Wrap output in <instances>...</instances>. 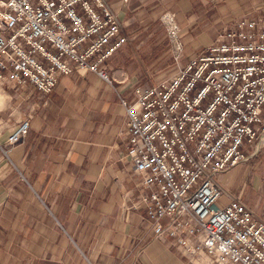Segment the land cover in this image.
<instances>
[{"label":"built area","instance_id":"2783aa9c","mask_svg":"<svg viewBox=\"0 0 264 264\" xmlns=\"http://www.w3.org/2000/svg\"><path fill=\"white\" fill-rule=\"evenodd\" d=\"M161 20L175 73L121 97L122 158L139 186L129 208H144L155 239L173 245L185 264H264V218L239 198L224 201L221 184L264 148V15L234 19L184 65L176 14ZM129 41L108 0H0V89L27 100L5 153L28 135L32 91L46 105L59 79L74 72L112 84L107 59Z\"/></svg>","mask_w":264,"mask_h":264},{"label":"crops","instance_id":"0c3cea01","mask_svg":"<svg viewBox=\"0 0 264 264\" xmlns=\"http://www.w3.org/2000/svg\"><path fill=\"white\" fill-rule=\"evenodd\" d=\"M108 1L133 38L107 59L119 71L112 84L96 73L74 72L59 79L46 105L32 91L35 117L8 155L9 128L25 116L27 100L0 89V264H185L173 245L155 239L147 211L129 208L139 186L122 158L127 126L121 97L132 99L147 68V58L140 60L132 48L149 40L161 46L160 37L142 31L172 11L184 49L204 46L190 54L195 57L234 19L264 15V0ZM208 30L217 32L212 41ZM221 184L224 201L239 198L264 218V148Z\"/></svg>","mask_w":264,"mask_h":264},{"label":"rangeland","instance_id":"374dc122","mask_svg":"<svg viewBox=\"0 0 264 264\" xmlns=\"http://www.w3.org/2000/svg\"><path fill=\"white\" fill-rule=\"evenodd\" d=\"M162 15H161V17H162ZM148 25H150V26L142 31L144 37H146V36H148L150 34H152L153 37L154 36H158V37H160L158 39H162L163 40V44L161 46H156L155 47V46H153L154 44H151L149 42L150 41L149 40V41H145V43H143L139 48L133 47L132 50L136 52L137 58H139L140 60H142L144 58H147L146 61L143 62L144 67H147L146 70H145L146 73H143V75H142L144 77L143 81L144 82H154L155 83V82L160 81L161 79L167 78L170 75L174 74L175 71H176L177 66H176V64L174 62V59L172 57L171 45L168 44L170 41L168 43L166 41V39H167L166 38L167 37V33L166 32L167 31H166V28H165L162 20H158V22H156V23H151V24L148 23L144 27H146ZM124 27H125V25H124ZM125 30H126V27H125ZM196 32H198V31H196ZM205 33H207L206 35H209V39H210V37H212L211 41L215 38V36L217 34V32L209 31V30L205 31ZM128 34L130 36V41L128 43H131L133 38H132V36H131V34L129 32H128ZM204 38L207 39V36H204ZM182 39H183V36H182ZM164 41H166V42H164ZM129 45L130 44H128V46ZM203 47L204 46L201 45L199 48L198 47L193 48L190 45H187L186 49H184V57H183V59L181 61V64L184 65L185 62H187V60L190 58V54L193 51H194L193 53H195V52L199 51ZM166 50H168V52H167L168 54L164 55L163 52H166ZM161 54H163V57H161ZM89 73H91V72H89ZM89 73H83V74L86 75V74H89ZM116 73H119V71L117 69H110L111 76L115 77Z\"/></svg>","mask_w":264,"mask_h":264}]
</instances>
